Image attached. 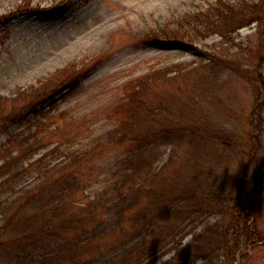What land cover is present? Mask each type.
I'll use <instances>...</instances> for the list:
<instances>
[{
  "label": "rangeland",
  "instance_id": "374dc122",
  "mask_svg": "<svg viewBox=\"0 0 264 264\" xmlns=\"http://www.w3.org/2000/svg\"><path fill=\"white\" fill-rule=\"evenodd\" d=\"M209 3H215V30L200 32L206 25ZM261 3L262 0H0V153L16 154L20 141L38 142L40 148L32 158L36 160L57 143L63 152L83 149L115 126L131 127L133 121L126 123V114L112 112L115 103L126 95L125 86L150 71L168 69L165 77L154 78L155 84L143 90L146 105H159L158 118L150 125H196L212 132L215 144L201 140L204 150L195 158L189 153L186 161L180 154L184 152L181 148L188 150V146L182 143L177 155L180 161H186L183 176L173 175L178 162H168L164 168L167 191L195 186L203 190L185 204L187 210L183 212L189 217H180L182 222L173 234L169 230L165 241L171 237L175 242L182 239L181 245L189 247L185 248L184 258L190 264H264V198L250 219L261 239L253 245L246 244L247 235L241 233L245 217L237 226V219L225 217L219 210L221 198L235 190L240 163L253 170L264 162V105L260 112L255 107L257 79L264 75V41L256 19L261 15ZM177 31L179 41L163 38L164 33ZM212 66L215 69L211 70ZM71 70L80 78L77 88H58L52 101L40 105V115L26 111L27 100L23 102L19 94L29 95L48 79L65 78ZM16 113L19 116L12 120ZM221 139L229 144L227 150L220 148ZM169 152L167 148L157 167L168 161ZM122 153L116 148L103 158L99 154L90 157L84 166L89 192L105 186L101 180L108 162ZM62 159L54 154L45 162L52 165ZM195 159L202 162L201 167L192 170ZM194 207L199 211L195 212ZM247 207L245 214L250 211L248 204ZM131 229L94 243L82 257H90L99 249L106 257H124L144 236L137 233L135 225ZM207 229H211L208 235L204 233ZM128 235L134 237L127 243ZM160 236H149L146 242L164 239ZM170 259L169 264L183 262L175 256L173 243L141 264H168Z\"/></svg>",
  "mask_w": 264,
  "mask_h": 264
},
{
  "label": "trees",
  "instance_id": "16d2710c",
  "mask_svg": "<svg viewBox=\"0 0 264 264\" xmlns=\"http://www.w3.org/2000/svg\"><path fill=\"white\" fill-rule=\"evenodd\" d=\"M261 8V15L256 19L259 20L260 35L264 41V0ZM207 10L204 19L206 25L200 32L215 30V3H209ZM197 17L196 15L195 18ZM180 27L183 28V25ZM241 27L243 26L238 28ZM163 35L167 41H179L181 38L178 31ZM167 72L168 69H157L129 81L125 86L126 95L115 103L116 111L113 108L112 112L126 114V123L132 120V126H115L106 136L102 135L100 140L93 142L92 146L63 152L60 143H57L47 155L34 160L32 158L40 148L38 142L27 144L25 140L20 141L21 147L16 154L12 151L0 153V264H141L172 243L175 256L183 259L182 264L191 263L185 260L187 245H181L182 239L175 242V237H171L167 242L165 238L169 236V230L173 234L177 229L182 222L180 217H189L183 212L185 204L191 203L192 195L203 193V190H198L200 187L195 186L184 190L178 188L174 192L167 191L164 189L167 184L164 168L168 162H178L173 175L177 178L183 176L189 153L195 158L199 151L204 150L199 142L202 140L215 144V138L212 132H205L196 125H150L155 122L156 114H159V105H146L143 90L149 84H155L154 78L165 77ZM79 79L75 71H67L65 78H50L45 85L31 91L29 95L27 92L19 94L18 98L23 102L27 100L26 111L40 115V105L52 101L58 88L62 91L73 90L78 87ZM257 83L259 93L255 107L259 110L264 105V75H259ZM18 116L12 115V120ZM182 143L187 144L188 150ZM219 145L226 150L229 148V144L222 139L219 140ZM180 146L184 149L180 156H185L183 160L186 161L179 160L177 150ZM116 148L123 153L119 158L108 162L101 180L105 182V186L96 192H89L85 164L94 154L103 158ZM167 148H170L168 161L157 167ZM54 154L63 159L52 165L46 164V158ZM201 163L195 159L191 165L192 170L201 167ZM241 164L240 177L234 184L235 190L221 198L219 210L225 217L237 219V226L240 219L245 217V227L241 229V233L245 232L247 235L246 244L253 245L255 241L261 240L259 231L253 222L250 224V219L253 210L261 205L264 198V162L253 170ZM86 167L90 168L89 165ZM159 179L165 180L158 181ZM247 204L250 211L245 214ZM142 206L144 208L140 209ZM194 208L195 212L199 211ZM247 224L249 227H246ZM127 225L131 228L135 225L137 233H144V236L141 243L130 250L134 246L132 245L124 257H106L100 249L91 253L93 255L90 254V257H82L94 243L131 229ZM210 230L207 229L204 233L208 235ZM154 234H160L164 239L146 242L147 237ZM224 234L223 239L227 242L226 233ZM132 237L134 236L128 235L126 242L132 240ZM187 248L189 249L188 246ZM171 260L166 263L169 264Z\"/></svg>",
  "mask_w": 264,
  "mask_h": 264
}]
</instances>
